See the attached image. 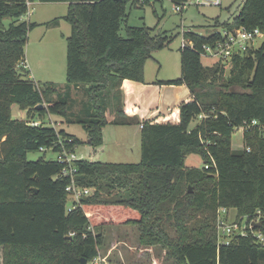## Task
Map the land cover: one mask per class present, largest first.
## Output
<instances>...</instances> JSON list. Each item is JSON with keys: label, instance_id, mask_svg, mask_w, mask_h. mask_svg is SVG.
Wrapping results in <instances>:
<instances>
[{"label": "trees", "instance_id": "obj_1", "mask_svg": "<svg viewBox=\"0 0 264 264\" xmlns=\"http://www.w3.org/2000/svg\"><path fill=\"white\" fill-rule=\"evenodd\" d=\"M27 1L33 0H0L2 264H79L80 258L89 264L102 244L99 228L128 223L137 225L140 241L159 244L176 264H264V240L253 233L264 231V217L228 244L217 242L214 224L220 206L235 209L236 217L264 213V131L244 132L242 147L230 146L232 132L244 121L264 120V39L257 49L235 55L228 73L221 62L203 65L197 50L180 47V76L165 82L186 84L189 97L141 121L123 109L122 81L143 80L146 60L173 39L127 23V4L148 0H40L68 4L65 79L67 86L86 88L87 142L99 146L107 123L142 124L138 162L75 160L77 184L92 192L67 211L69 178L58 176L62 164L46 158V151L27 157L40 147L56 152L60 143L68 150L78 143L63 129L28 124L46 112L64 115L68 95L27 77L24 45L37 24L21 19ZM5 17L12 20L2 27ZM215 20L211 34L218 27L264 28V0H242L231 20ZM185 36L200 44L212 35L189 28ZM13 104L26 111V120L12 117ZM188 154L200 155L202 165L187 166ZM211 159L214 165L205 167Z\"/></svg>", "mask_w": 264, "mask_h": 264}, {"label": "rangeland", "instance_id": "obj_2", "mask_svg": "<svg viewBox=\"0 0 264 264\" xmlns=\"http://www.w3.org/2000/svg\"><path fill=\"white\" fill-rule=\"evenodd\" d=\"M241 4L242 0H221L219 5L195 4L194 0H190L181 11H176V4L170 0H148L144 4L133 6L127 4L129 25L148 26L154 33H166L168 36L172 35L173 39L166 47L155 50L146 60L143 80L125 79L121 85L125 113L131 118L144 121L168 112L188 98L190 91L187 85L165 82L180 76L181 28H191L207 35L212 31L216 18L220 22L231 20ZM67 5L64 1L33 0L29 6L30 12L21 17L22 20L37 23L28 31L24 45L27 77L41 87L53 82L58 92L68 95V98L62 96L67 101L64 115L46 112L34 119L74 135L78 139L74 148L78 158L104 162H138L141 130L138 123H107L102 129V143L99 146L92 147L87 142L83 122L90 118L91 111L86 88L67 86L65 79L66 37L70 33V23L63 17L67 12ZM53 18H57V24L51 23ZM11 20L10 17L3 18L1 26L7 27ZM121 33H124L123 30ZM262 41L263 38H258L255 45L261 44ZM200 61L203 65H212L217 62V58L201 56ZM222 64L229 72L231 64ZM39 86L38 88H41ZM11 115L17 119L28 118L26 111L16 104L11 106ZM108 118H111L110 115ZM197 122L198 117L190 123V127ZM242 145L243 131L238 127L232 132L230 146L236 150ZM40 154L41 151H33L29 152L27 157L35 159ZM45 157L55 159L56 154L47 150ZM185 163L187 166H201L203 160L198 154H188ZM90 191L92 192L91 188ZM69 203L67 200L66 205ZM235 213V209L231 208L230 219L233 220ZM99 230L102 233V244L98 247L101 258L99 264H176L159 244H145L140 241L139 230L135 224L105 225ZM2 263L0 247V264Z\"/></svg>", "mask_w": 264, "mask_h": 264}, {"label": "built area", "instance_id": "obj_3", "mask_svg": "<svg viewBox=\"0 0 264 264\" xmlns=\"http://www.w3.org/2000/svg\"><path fill=\"white\" fill-rule=\"evenodd\" d=\"M220 1L221 0H194V3L219 5ZM186 3L189 4L190 0H186L180 4H176L174 9L176 11H181ZM30 4L31 1H27L28 8ZM181 30L182 40L180 47H188L192 50H197L201 56L217 58V61L221 63H230L235 55H242L249 49H257L261 44L255 45V41L258 38L264 39V28H247L243 25H240L237 27H218L214 29L212 34L211 32L209 33L210 35H212L210 39L199 44L194 39L185 36V32L189 31V28H181ZM204 117L205 114L203 113L198 116L199 119ZM28 124L36 126L41 124V121L34 119L30 120ZM140 127H142V124H140ZM239 127L242 128L243 133L252 130L263 132L264 120H259L257 118L248 121L246 120ZM59 146V150H57L56 152L52 151L53 147L49 149L40 147L39 150H51L56 154L55 159L62 164L58 176H67L69 178V183L66 185L65 191L67 192L70 201V203L66 205V210L70 211L71 209L80 205L81 197L87 195L90 192V188L80 186L76 182L75 174L77 169L75 166V160L80 158L76 157L74 150H68L63 143H60ZM249 149V147H246L247 151H249ZM209 165H214L213 159H211L210 163L204 164L205 167H208ZM230 210L231 208H228L226 206H220L216 210L214 224L216 227L217 242L219 244H228L233 234H247L248 230L252 229L255 222H261V218L264 217V213H261L259 210H257L255 216L243 215L240 217H236L235 213V216L232 220L230 219ZM253 233L260 241L264 240L263 230H256ZM100 260L101 258L98 254L91 260L89 264H99Z\"/></svg>", "mask_w": 264, "mask_h": 264}, {"label": "water", "instance_id": "obj_4", "mask_svg": "<svg viewBox=\"0 0 264 264\" xmlns=\"http://www.w3.org/2000/svg\"><path fill=\"white\" fill-rule=\"evenodd\" d=\"M228 73V72H227ZM43 106V104H38V108L39 107H42ZM37 190L35 189V192H36ZM188 191L189 192H191L192 191V188H191V186L190 185H188ZM260 222H255V224L254 225H256V226H260ZM79 264H87V261H86V259L85 258H80V263Z\"/></svg>", "mask_w": 264, "mask_h": 264}, {"label": "crops", "instance_id": "obj_5", "mask_svg": "<svg viewBox=\"0 0 264 264\" xmlns=\"http://www.w3.org/2000/svg\"><path fill=\"white\" fill-rule=\"evenodd\" d=\"M32 2V1H31ZM30 11H29V8H28V13H29ZM27 63H26V58H25V65H26ZM124 81H125V79L122 81V84L124 83ZM53 83V82H52ZM121 84V85H122ZM179 84H183V83H179ZM186 85V84H185ZM122 87V86H121ZM140 126V125H139ZM103 129H104V127H103ZM100 255V254H99Z\"/></svg>", "mask_w": 264, "mask_h": 264}]
</instances>
